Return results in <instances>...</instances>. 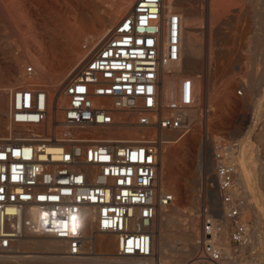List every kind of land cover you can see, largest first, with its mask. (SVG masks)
<instances>
[{
    "label": "built area",
    "instance_id": "built-area-1",
    "mask_svg": "<svg viewBox=\"0 0 264 264\" xmlns=\"http://www.w3.org/2000/svg\"><path fill=\"white\" fill-rule=\"evenodd\" d=\"M184 30L182 14L168 11L165 0H137L106 38L87 48L59 96L34 85L8 92V132L0 135V254L10 253L29 225L65 243L67 257L84 254L89 226L113 236L121 257L153 255V227L175 200L159 188L161 150L192 131L184 112L198 101L191 76L182 78L176 100L161 101V71L181 62ZM34 74L28 67L27 75ZM126 112L150 133L134 142L105 133ZM164 131L176 139L160 137ZM230 149L213 150L221 212L233 227L232 242L246 248L250 228L241 219ZM221 232L215 211L205 208L197 239L202 262L235 263L218 245Z\"/></svg>",
    "mask_w": 264,
    "mask_h": 264
},
{
    "label": "rangeland",
    "instance_id": "rangeland-1",
    "mask_svg": "<svg viewBox=\"0 0 264 264\" xmlns=\"http://www.w3.org/2000/svg\"><path fill=\"white\" fill-rule=\"evenodd\" d=\"M22 1L26 2V4L29 6L31 5L32 7L31 17L33 19H36L38 23L48 21L47 23L50 25L51 29L53 30V31L51 30L49 31L47 29L48 34L45 35L44 37L47 40V44L43 48L40 47L36 42H33L34 44L33 48L39 51V54L47 55L48 57H51L54 54L63 55L68 52H71L73 48L75 47V45H77L79 46L80 51H81V54L79 56H81L84 54V52L87 53L88 49L91 48L97 42V37L90 28H91L93 20H96L100 16V14H98V12L96 11L97 7L95 6H97V4H99L102 0H80L81 2L78 7L79 10L77 8L75 9L74 4H70V7L68 9L69 14L67 15V17H64L63 15H59L52 19L43 13L42 8L40 7V3L44 1H47V2H58L59 1L58 2L59 5H64L66 4V0H57V1L56 0H22ZM136 1L137 0L133 1V5L135 4ZM0 3H1L0 11H2L0 12V15H1L0 16V70L2 71L0 72L5 74V76L8 75L6 77L7 81H5L7 84H4L5 85L4 89H7V92L5 93L6 102L4 104L6 119H5V126L1 128V131H0L1 132L0 135H2L8 132L7 131L8 109H9L8 91H10L11 89L26 87L25 85H21L20 83H15L10 78L13 76H17L21 78V76L27 74V68L31 66L33 67V65H32V62H30L28 58H26L24 62L19 65L15 63L13 57L18 56L19 52L21 51V48H19L17 44V40H16L17 37L7 36V37H4V39L1 38V36L10 35L9 34L10 30L7 28L6 25H4L7 19L6 6L2 2ZM172 3L175 8L174 11H178L181 14H183V22H184V28H185L184 38H183V52H182V58H181L180 64L181 66L182 65L184 66L185 61H186L185 58L189 54L200 52V56L197 58V61L199 63V70L195 75H199L201 77L202 91L197 101L198 107H196L197 113L199 116L197 118V121L192 124L193 125L192 131L186 135L185 139L182 142L178 144L177 143L169 144L166 146L169 149L164 147L161 150V154L163 155L165 153L164 152L165 150L174 152V155L170 159H168L167 164L163 162L162 160L163 155H161L160 165H162V167L166 171L167 179L164 184L166 188L165 191L173 193V194H174V191H176L178 194L177 196L174 195L175 200L173 204L170 207H168L165 213L170 212L176 206L181 208L187 214L192 213L191 205H192V201L195 196L199 199L198 208L200 209L197 215L199 214L200 215L197 218V225L193 229L194 234H192V236L191 234L189 235L187 233L189 231V225L186 224L187 223L186 220H182V222L179 223V226H180L179 228H177L175 224L167 227V230L164 232V235L165 237L167 236L166 242H168L167 244L169 245L178 244L177 245L178 247L182 246L185 248H191V245L197 241L198 237L201 234L202 215H203L204 209L208 208L209 210H213L215 211L216 214L221 213L220 211L221 202H220V196H219V191H218V180L216 184L212 179H209V181L206 182L205 179L207 176H209V174H205L204 172L201 174V176L204 177V181L201 180L199 182V185L196 186L193 182L190 181V178H192V176L194 175V168H195L194 161L197 155V149H198L197 145H200L202 141L203 143L209 142L208 138H210L211 144L214 142L213 145H211V149H212L211 154L213 157L212 160L216 167V162L213 156V150L214 148H216V145H215L216 142L218 145H221L224 147H232L233 151L235 150L238 154V150L240 149V146H241L240 141H242V138L246 136V133L248 131L253 129L250 138H251V141H253L254 149L258 150V154H259L260 162H261L260 164L264 166V149H263L264 146L258 144L260 137L264 136V127H263L264 126V6H263L264 0H172ZM133 5H131V7L128 10L124 12H120L121 14L120 13L117 14L116 20L113 24L112 29L121 21V19L124 16L127 15V13L130 11ZM110 6H111V3H108L106 6V9H108L107 7H110ZM80 9L83 11V13ZM186 11H188L189 14L193 17L194 29L190 28L189 21L186 17ZM93 13L95 14L93 15ZM84 16L86 19H83ZM53 22L54 24L57 25L55 28H54ZM193 33L196 34L197 40L193 41L192 46H189L187 38L191 36ZM253 36H255V38ZM32 38H35L34 35L30 37V39ZM256 44L258 47L257 46L254 47ZM8 48L13 49L12 54L8 53ZM32 55L33 54L31 52L28 53V57H31ZM33 68L35 69V67ZM186 76H190V75H186ZM211 82L213 84H211ZM0 84H3V82ZM231 84H238L239 86L237 85V87L234 90H231L229 88ZM41 87L48 89L50 93L52 92L51 94L53 97L59 96L62 91V88H60V90L58 89L59 90L58 91L50 87H45V86H41ZM240 91L242 92L241 95L239 94ZM223 114L225 116H223ZM247 117H248V121H247ZM262 118H263V121H262ZM242 123H245V125ZM171 133L173 132L167 133L166 131H164V134H171ZM200 137L202 141L200 140ZM194 144H197V145H194ZM190 149H192V151ZM235 162H236L235 164L238 167L236 159H235ZM191 166H193V168ZM184 168L188 172L185 171ZM237 171H238L237 172V178H238L239 167ZM254 179L258 181L254 180V182L251 183V186H253L254 188L252 191V194L254 196L253 195L252 196L255 197V201H257V203L258 202L260 203L261 200L262 201L264 200V174L261 172H256V174L254 173ZM237 186H238L239 200L240 199L243 200V206H244L248 203V201H251L252 196L250 197V192L248 193V189L246 190V187L239 185L238 179H237ZM207 187L212 188L214 191L215 200L213 204L209 202L208 198H206V188ZM261 196L263 199L261 198ZM260 213H262V216L264 217V214H263L264 207L262 209V212ZM260 213L257 212V215L261 219L260 223L256 222L254 215H252L246 221H243V219L241 218L242 222L247 224L250 228L251 244L250 246L246 248L238 247L232 242V240H230L233 227L229 223V227L231 229L229 227L227 228V233L223 237V244L225 247H228L230 249L231 256L233 258L235 257L234 258L235 263L233 264H238V263L239 264H264V220H262L264 218L261 216ZM160 220H161V217L156 222L157 227L159 226ZM253 230L256 231L257 235H259V236H256V238H253V234H254ZM106 237H112L113 240H115L113 236L107 235ZM257 237L258 238L260 237L258 241H257ZM16 247H20L19 244H16ZM31 248L32 247H26V248L23 246L20 247L19 250L24 252L22 253V256L24 258L25 256L31 257L35 254L38 255L39 250L34 249V248L31 249ZM85 251L87 253V250ZM98 252H100V250H98ZM115 252H117V248H115ZM200 252L201 250H198L197 253L193 254L194 256L191 255L190 258H188L182 264H197V261L198 263L203 264L204 262H202L199 259ZM7 254H0V255L2 256L4 255L13 256L14 255L12 253L11 254L9 253L8 255ZM156 255H157L158 263H159L158 260L161 259L162 264H177V260L173 256L170 248H168V251L166 252L165 255H162V258L158 256L159 254H156ZM27 257H26V260L23 258L22 260L14 261L12 264H16L15 262H18L17 264H25V263L35 264L33 263L32 260H29L31 259L30 257L28 258ZM168 257L169 259H167ZM19 262H22V263H19ZM91 264H99V263H91Z\"/></svg>",
    "mask_w": 264,
    "mask_h": 264
},
{
    "label": "bare ground",
    "instance_id": "bare-ground-1",
    "mask_svg": "<svg viewBox=\"0 0 264 264\" xmlns=\"http://www.w3.org/2000/svg\"><path fill=\"white\" fill-rule=\"evenodd\" d=\"M103 1H104V3H103ZM133 1L134 0H102L99 4H97V6H95V7H97L96 11L98 12V14H100V16L96 20H93L91 28H90L92 30V32H94L96 37H97V42L93 46H95V45L97 46L101 40H103L104 38H106L109 35V33L112 30L113 24L116 20L117 14L120 12H124V11L128 10L131 7V5H133ZM0 2L5 4V6H6L7 14L6 13L5 14H6L7 19H6V21H5L6 23L4 25H6L7 28L10 30V33H9L10 35L1 36V38L4 39V37H7V36L17 37L16 38L17 44H18V47L21 48V51L19 52L18 56L13 57L15 63L19 65V64L23 63L26 58H28L29 61L32 62L33 67H35V74L33 76H28L26 74V75L21 76V78L17 77V76H13L10 79L12 81H14L15 83H20L21 85H25V86H32V85L45 86V87H50L54 90H58V89L60 90V88H62V86L67 82L70 75H72V74L76 75L78 73V71L81 67V64L83 63V60L86 57L87 53L84 52L83 55L79 56L81 54L80 48H79V46L75 45V47L73 48V50L71 52H68V53L63 54V55L54 54L51 57H48L47 55L39 54V51H37L35 48H33V45H34L33 42H36L42 48L47 44V40L44 38L45 35L48 34L47 29L49 31L50 30L53 31L51 29L50 25L47 23L48 21L38 23L36 19H33L31 17V11H32L31 5L30 6L27 5L26 2H24L22 0H0ZM58 2L44 1V2L40 3V7L42 8L43 13L51 19L55 18L56 16H59V15H63L64 17H67V15L69 14L68 9L70 7V4H74L75 9L76 8L78 9L81 1L80 0H66V4H64V5H59ZM108 3H111V6L107 7L108 9H106V6ZM165 5H166V8L168 11H174L175 10L173 3H172V0H165ZM0 12H2V11H0ZM88 12H89V10H88ZM254 12H255V10H254ZM82 13H83V11H82ZM94 14L95 13H93V15ZM182 17H183V14H182ZM186 17L189 21L190 28L194 29L193 17L189 14L188 11H186ZM57 18H59V17H57ZM83 19H86L85 16L83 17ZM90 19H91V17H90ZM87 21H88V19H87ZM81 23H83V22H81ZM65 24H66V22H65ZM89 24H90V22H89ZM89 24H87V25H89ZM53 25H54V28L57 26L56 24H54V22H53ZM32 35H34L35 38L30 39V37ZM76 36H78V35H76ZM253 37L255 38V36H253ZM187 40H188L189 46H192L193 41L197 40L196 34L193 33L191 36H189L187 38ZM253 43H254V41H253ZM60 44H62V43H60ZM50 45H52V44H50ZM256 46H257V44L254 47H256ZM68 47H69V45H68ZM12 52H13V49L8 48V53L12 54ZM29 52H31L33 54L31 57H28ZM199 56H200V52L194 53V54L191 53L185 58L186 61H185L184 66L183 65L181 66V64L179 63V64H175V65H172L170 67H166V68L162 69V71H161V101H162V103L167 104L170 101L176 100L178 98V94H179L178 92H179L181 80L186 75H190L193 78L194 85H195V91H196V94L198 95V98H199L201 91H202V80H201V77L199 75H195L199 70V63L197 61V58ZM210 65H211V63H210ZM0 71H2V70H0ZM204 75H205V73H204ZM7 76H5V74L0 72V83L3 82V84H0V131H1V128H3L5 126V119H6L5 118L6 114H5L4 104L6 102L5 93L7 92V89H4V86H5L4 84H7L5 82V81H7V78H6ZM20 79H21V81H20ZM214 83H215V81H214ZM211 84H213V83L211 82ZM237 85L238 84H231L229 88L231 90H234L237 87ZM248 86H250V85H248ZM245 88H246V86H245ZM237 96H238V94H237ZM51 98L53 100V97H51ZM211 98H209V99H211ZM212 100H214V99H212ZM243 100H244V98H243ZM55 102H59L60 106L63 103L61 100H59V98L55 99ZM210 106H211V104H210ZM196 107H198L197 104L195 105V107L188 108L184 112L185 113L184 115L192 124L197 121V118L199 116L197 113ZM201 111H203V110H201ZM252 114H253V112H252ZM223 116H225V115L223 114ZM134 118H135L134 113H127V112L126 113H120L117 116L118 124L111 129H107V131H105V133H107L109 135H114L115 137H118V138H121L122 141H124V142H134L140 136L149 134L150 131L148 129L132 124ZM260 119H261V117H260ZM247 121H248V117H247ZM262 121H263V118H262ZM213 123H214V121H213ZM242 124L245 125V123H242ZM250 126H251V124H250ZM211 127H213V126H211ZM252 130L248 131L246 133V136L244 138H242V141H240L241 146H240V149L238 148L239 149L238 154L235 150L233 151V149H230L231 161L235 162V159H236L238 167H239L238 178H236V179H238L239 185L246 187V190L248 189V193L250 192V197L253 195L252 191L254 189L253 186H251V183L254 182V180H256V179H254V173L256 174V172H261L264 174V166H262L260 164L261 162H260L258 150L254 149L253 141H251V138H250ZM2 135H5V134H2ZM159 135H160V137L169 138V139H171L172 137H174L172 139H176V137H177V133L164 134V132H162ZM261 135H263V134H261ZM185 137L186 136L182 137L179 141H177V144L182 142L185 139ZM188 138H189V136H188ZM200 140H201V137H200ZM208 140H209V142H207V143H203V141L201 140L202 143L200 145L194 144V145L198 146V149H197V155H196V158L194 161L195 162L194 175L192 176V178H190V181L193 182L196 186L199 185V182L201 180L204 181V177L201 176V174L204 172H205V174H209V176H207L205 179L206 182H208L209 179H212L215 182V184L217 183L216 167H215V164L212 160L213 157L211 154V151H212L211 145H213L214 142L211 144L210 138H208ZM258 144L264 146V136L260 137ZM215 145L216 146L218 145L217 142ZM166 146L164 145L163 148ZM183 146H185V145H183ZM166 148H168V147H166ZM263 149H264V147H263ZM190 150L192 151V149H190ZM164 152H165L164 155L161 154V155H163L162 160L165 164H167L168 159H170L174 155V152L173 151H167V150H165ZM191 167L193 168V166H191ZM185 171H187V170L185 169ZM180 175H181V173H180ZM184 176H185V174H184ZM166 179H167L166 171L162 167V165H160L159 170H158V184H159V188L162 190L166 189L165 185H164L166 182ZM256 181H258V180H256ZM256 186H257V184H256ZM184 190H185V188H184ZM196 191H197V189H196ZM173 195L177 196L178 194L176 191H174ZM253 196H252L251 201H248V203L243 206L242 219H243V221H246L248 218H250L252 215H254L256 222L260 223L261 219L257 215V212L258 213L262 212V209L264 207V200L263 201L261 200L260 203L259 202L257 203V201H255V197H253ZM206 198H208L209 202L213 204V202L215 200V196H214V191L212 188H209V187L206 188ZM247 198H249V197H247ZM261 198H262V196H261ZM257 200H258V198H257ZM202 201H203V199H202ZM206 202H207V200H206ZM261 204L263 205V207ZM198 207H199V199L194 196V199H193L192 205H191V212L192 213L187 214L185 211H183L181 208H179L177 206L174 207L172 210L170 209L171 211L168 213H165L166 210H164L162 212V214L160 215L161 220L159 222V226L157 227V223H155V225L153 227L154 239H155L154 251H153V255L151 257H148V258H140V257H132V256H128V257L119 256L118 253L115 252V248H117L116 240H113L112 237H106L107 234H100V233L96 232L94 226H89L85 231L84 254L80 257H67L66 255H64V251L66 249L65 243L59 242L49 235L35 234L33 232L32 227H30L29 225L28 226L25 225V234L16 244H19L20 247H22V246L25 248L26 247H32L34 249L39 250L38 255L35 254L31 257L28 256L31 258L29 260H32L33 263H35V264H91V263H99V264H162L161 259L158 260L159 263L157 262V255L156 254H159L158 256H160L162 258V255L166 254V252L168 251V248L171 249L173 256L177 260V264H182L188 258H190L191 255L197 253V251L200 250L199 249L200 247L197 244V241L191 245V248H185L182 246L178 247L177 246L178 244L177 245H169V244H167L168 242H166L167 236L165 237L164 232L167 230V227H169L170 225H173V224H175V226L177 228H179L180 227L179 223H181L182 220H186L187 221L186 224L189 225V231L187 233L189 235L191 234V236H192V234H194L193 229L197 225V218L200 215V214L197 215V213L199 212V209H200ZM220 211H221V209H220ZM260 214L262 216V213H260ZM215 216L218 219L220 226H221V230H222L221 236L218 240V245L225 254L230 255V249L228 247H225L223 244V237L227 233V228L229 227V221L225 218V216L222 214V212L219 214L215 213ZM37 217H38V215L35 214L33 218L36 219ZM262 220H264V219H262ZM257 231H258V229H257ZM180 232H181V230H180ZM256 236H259V235L256 234V231H254L253 238H256ZM259 238L257 237V241ZM230 240H231V238H230ZM258 243H260V242H258ZM262 245H263V243H262ZM20 247H16V245L13 247V250L10 252V254L11 253L14 254L13 256H5V255L2 256V255H0V264H12L14 261L22 260L24 258L22 256V253H24V252L19 250ZM156 247H157V249H156ZM85 250H87V253ZM98 250H100V252H98ZM253 250H254V248H253ZM29 252H31V251H29ZM173 256H171V257H173ZM26 257L27 256H25V258H24L25 260H26ZM167 259H169V257ZM22 262H19V263H22ZM15 263L17 264L18 262H15ZM197 264H200V263H198V261H197ZM203 264H206V263H203Z\"/></svg>",
    "mask_w": 264,
    "mask_h": 264
}]
</instances>
